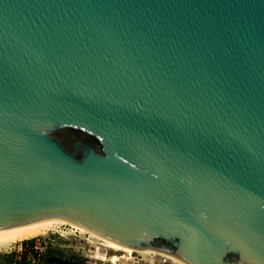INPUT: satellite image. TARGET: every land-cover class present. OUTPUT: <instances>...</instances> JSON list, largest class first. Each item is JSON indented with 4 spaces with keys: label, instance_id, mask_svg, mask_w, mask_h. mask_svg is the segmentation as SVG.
Instances as JSON below:
<instances>
[{
    "label": "water",
    "instance_id": "1",
    "mask_svg": "<svg viewBox=\"0 0 264 264\" xmlns=\"http://www.w3.org/2000/svg\"><path fill=\"white\" fill-rule=\"evenodd\" d=\"M50 219L264 264V0H0V233Z\"/></svg>",
    "mask_w": 264,
    "mask_h": 264
},
{
    "label": "rangeland",
    "instance_id": "2",
    "mask_svg": "<svg viewBox=\"0 0 264 264\" xmlns=\"http://www.w3.org/2000/svg\"><path fill=\"white\" fill-rule=\"evenodd\" d=\"M77 227L62 226L46 236L31 239L42 244V251L31 260L35 264H182L160 252L135 250ZM31 240L1 249L0 264H20L27 259L19 246Z\"/></svg>",
    "mask_w": 264,
    "mask_h": 264
},
{
    "label": "bare ground",
    "instance_id": "3",
    "mask_svg": "<svg viewBox=\"0 0 264 264\" xmlns=\"http://www.w3.org/2000/svg\"><path fill=\"white\" fill-rule=\"evenodd\" d=\"M73 224L74 223L64 221V220L50 219V220H43V221L30 223L20 229L8 231V232H1L0 233V250L11 247L14 244H17L19 242H24L26 240H31V239H35L41 236H46L49 233L61 228L62 226H67V225L73 226ZM164 255L179 263L185 264L184 262H182L181 260H179L178 258L174 256H170L167 254H164Z\"/></svg>",
    "mask_w": 264,
    "mask_h": 264
},
{
    "label": "built area",
    "instance_id": "4",
    "mask_svg": "<svg viewBox=\"0 0 264 264\" xmlns=\"http://www.w3.org/2000/svg\"><path fill=\"white\" fill-rule=\"evenodd\" d=\"M42 239V238H39ZM38 241V240H37ZM27 247H29V250H27ZM19 251H24L27 254V259H24L20 264H35V260H31L33 256H36L39 254V252L42 251V244L40 242H36L34 240H31V243H22L19 246ZM16 264V263H15Z\"/></svg>",
    "mask_w": 264,
    "mask_h": 264
}]
</instances>
